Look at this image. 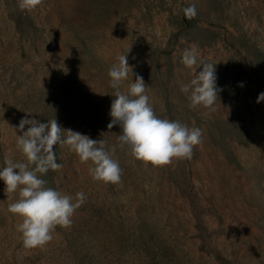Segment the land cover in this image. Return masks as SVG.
<instances>
[{"label":"rangeland","instance_id":"374dc122","mask_svg":"<svg viewBox=\"0 0 264 264\" xmlns=\"http://www.w3.org/2000/svg\"><path fill=\"white\" fill-rule=\"evenodd\" d=\"M191 4L197 15L187 19ZM192 46L198 64L189 68L180 57ZM121 55L134 73L121 92L139 75L159 118L202 130L191 159L146 164L120 146L119 125L107 127L108 70ZM200 61L217 62L212 109L191 108L181 91ZM261 92L264 0H42L32 11L0 0V169L6 159L27 163L16 148L27 117L105 141L123 170L119 184L94 180L91 161L54 146L63 167L40 178L86 200L70 227L31 249L17 231L22 218L8 211L19 189L6 193L0 180V264H264Z\"/></svg>","mask_w":264,"mask_h":264},{"label":"clouds","instance_id":"9594fccd","mask_svg":"<svg viewBox=\"0 0 264 264\" xmlns=\"http://www.w3.org/2000/svg\"><path fill=\"white\" fill-rule=\"evenodd\" d=\"M17 3L22 11H32L42 0H17ZM183 12L187 19L197 15L194 4L185 7ZM197 51V46L185 49L180 62L189 68L197 65ZM216 63L200 61L198 67L202 66V70L195 72L190 82L181 86L182 92L190 93L191 108L203 106L212 109L217 101L220 89L216 84ZM129 72L133 77L127 55L117 57V62L108 70L115 99L111 102V121L107 127L110 129L119 125L121 132L117 141L120 146L126 145L132 157L153 166L171 164L173 158L191 159L194 146L202 142V130L190 128L177 120L159 118L149 102L147 86L139 75H136L135 81L132 79L127 93L121 92L120 85L128 79ZM239 86L243 87V83ZM262 100L264 92L258 94L256 102ZM26 125L29 127L24 130ZM16 129L22 133L17 134L16 148L26 157L27 163L6 159L5 166L0 169V180L4 181L6 193H15L19 189L18 199L8 204V211L22 218L16 227L21 233L23 246L43 248L53 239L52 232L57 226H71L76 209L86 200L83 192H77L73 198L47 187V182L40 178L50 169L58 171L63 167L57 163L54 146H67L82 163L91 161L89 174L94 180L119 184L123 170L119 161L113 159L115 149L109 151L105 141L71 129L65 130L56 119L40 122L24 117Z\"/></svg>","mask_w":264,"mask_h":264}]
</instances>
